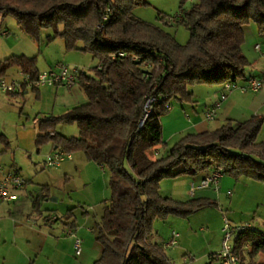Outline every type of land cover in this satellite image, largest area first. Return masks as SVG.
I'll use <instances>...</instances> for the list:
<instances>
[{"label": "trees", "instance_id": "1", "mask_svg": "<svg viewBox=\"0 0 264 264\" xmlns=\"http://www.w3.org/2000/svg\"><path fill=\"white\" fill-rule=\"evenodd\" d=\"M149 4L150 0H0V26L11 15L38 43L42 30L50 29L49 42L62 38L66 50L89 53L98 61L91 72L80 71L77 77L86 102L39 119L36 137L38 148L52 143L69 153L83 152L89 162L110 172L111 196L96 231L103 249L93 264H174L163 242L152 241L155 221L171 215L187 218L218 203L207 197L182 201L164 196L160 189L165 178L219 169L234 179L264 183V142L258 141L264 115L188 133L165 156H151L163 144L161 118L172 99L192 102L190 86L245 76L250 62L243 52L244 26L255 22L264 34V0H181L177 18L159 13L165 25L183 24L188 29L185 44L134 15L135 8ZM12 67L33 79L40 72L37 56L6 58L0 62V76ZM150 96L158 100L147 115ZM61 123L77 124L78 136L59 133ZM5 139L0 135L8 145ZM49 196L47 191L38 197L37 211ZM233 245L243 262L246 256L253 259L264 252V234L246 228Z\"/></svg>", "mask_w": 264, "mask_h": 264}, {"label": "rangeland", "instance_id": "2", "mask_svg": "<svg viewBox=\"0 0 264 264\" xmlns=\"http://www.w3.org/2000/svg\"><path fill=\"white\" fill-rule=\"evenodd\" d=\"M190 5L191 1H188L185 7L189 8ZM180 6L181 0H150L149 5L137 7L133 12L137 18L163 27L172 33L180 43L185 44L188 42L190 34L183 24L165 25L158 18L159 13L168 16L167 19L177 18L181 12ZM6 29L9 30V33L3 34V30ZM49 33L51 34L52 30L43 29L41 42L38 43L37 40L19 27L15 17L7 16L0 26V62L10 56L24 55L22 53L27 52L31 55H25L27 57L37 56V66L40 71L48 70L56 67L60 62H64L75 67L78 71L91 72V69L98 63L89 53L66 50L64 41L61 38L49 42L47 40ZM21 50H24V52L21 53ZM20 73L19 68L12 67L5 75L19 76ZM50 88L53 87L41 88L42 96L33 90H28L23 95H10L0 92V135H4L9 142L7 145L0 140V170H4V168L7 170L16 167L21 168V175L23 178L31 180L32 185L35 187L48 186L50 188V191H48L51 194L50 199L43 202L45 207L57 216H61L69 212V209L76 207L74 210L78 222L82 224L83 220L88 218L83 213L85 209L91 211L92 221L94 217L93 206L96 210L101 207L100 203L99 205L94 204L96 200L102 194V198L110 199V172L108 169L105 171L99 170L98 164L94 162H86L87 166H78L82 164L78 162L80 161L79 157L83 155L81 152L75 155L74 159L73 157L66 159L59 167L46 166L45 159L52 152L53 144L48 143L40 148L37 147L38 120L58 116L66 112L71 107L70 103L76 98L75 93L69 96L74 90L81 93L85 97V101L87 100L86 95L77 84L72 87L71 92L66 90L64 86L58 93ZM170 104L173 111H179L183 107L182 102L177 99H172ZM171 112H166L161 118L163 134L164 120ZM184 125V122H179L174 130H181ZM211 126V128H215L217 123L213 121ZM167 130L165 124V134L168 135ZM57 131L66 137L78 136L79 134L78 126L75 123H61L57 126ZM187 133L186 131H180L174 138L169 140L166 138L164 142H167V144L163 142L160 154L151 153V156L153 158L165 156L173 145ZM68 165L73 167L74 172L65 175L63 170ZM77 167L79 169H76ZM190 184L191 179L188 176H179L175 179L165 178L161 181L162 194L179 200H186L202 194L212 195L211 192L214 190L213 188L198 190L195 193L196 195H192L191 189H189ZM256 210V206L248 200L244 205L238 203L231 205L229 199L223 197L220 205L204 208L187 218L171 215L165 220L157 219L154 223V231L156 230L161 237L166 239L170 237L173 231L179 233L177 244L174 247L165 249L168 258L175 264H219L212 261L211 254L213 251L219 250V243H221L222 248L225 217L230 220L232 225H239L240 218L247 221V215L249 216L250 213H254ZM257 214H261V210L257 211ZM36 217L41 221L43 220L41 214H37ZM22 243L25 244V242ZM185 258L189 260L185 262Z\"/></svg>", "mask_w": 264, "mask_h": 264}, {"label": "crops", "instance_id": "3", "mask_svg": "<svg viewBox=\"0 0 264 264\" xmlns=\"http://www.w3.org/2000/svg\"><path fill=\"white\" fill-rule=\"evenodd\" d=\"M244 32L245 41L243 43V52L250 63L246 68L245 76L235 81L237 87L231 91H227V97L221 102L216 118L212 121H207L205 113L216 103L221 94L225 91L224 83L216 85L199 84L190 86L189 89H192L194 95L193 102L182 103L181 105L183 107L179 111H173V107L169 110L172 112L168 114L166 116L167 119L164 120L169 134H165L164 124L163 142L166 138L168 140L174 138L180 131L197 133L205 130H214L226 124L229 120L233 121L234 124H238L248 120L253 115H264V86L256 92L246 88L251 79L264 77V34L258 32L257 24L255 22L245 25ZM8 33V29L3 30V34ZM258 45L259 47H257ZM20 52L22 53L24 50H21ZM22 54L31 56L27 52ZM64 88L70 92L72 90V87L64 86ZM50 89H54V91L58 93L62 90V86H56ZM38 93L42 96L41 90H39ZM74 93L76 94V98L70 103L71 107L79 103H84L85 101V97L75 90L71 92L69 96H72ZM213 121L217 123L215 128H211ZM179 122H184L185 125L181 130H174V127L179 124ZM258 141L264 142V121L258 134ZM164 144H167V142H164ZM161 148V146L158 148L156 154H160ZM52 149L54 150L56 147L53 145ZM77 154H79V152L73 153V159ZM81 154L83 155L79 157L80 161L78 162L82 164H79L78 166H87L86 162L88 163L89 161L83 152H81ZM13 169H1L0 176L7 173V171H17L21 174V168L16 167ZM76 169L79 168L77 167ZM98 169L105 171L107 168L98 164ZM63 171L65 175H69L70 172L73 171V167H70L69 165L65 166ZM209 172L210 171L195 177H188H190L192 183L196 179L197 181L200 180L201 177H204ZM25 180L26 183L20 191L22 196L19 201L0 203V264H93V262L102 254L103 248L96 239V231L97 224L100 222L103 215L105 201L108 200L102 198V194L94 203L95 205H99L100 203V209L96 210L93 206L94 217L92 218V221H94H91V211L85 209L83 213L88 218L83 220V223L80 224L74 210L76 207H73L71 213L67 212L61 216H57L52 213L49 208L45 207V204L43 203L44 201H48L50 199L49 197L41 202L39 205L40 211H37L35 203L38 197L42 193L50 191V188L47 186L48 190L43 191L42 188L45 186L35 187L31 184V180L28 178H25ZM189 189H191V184ZM160 192L162 194V189H160ZM211 193L212 195L202 194L193 197H207L215 200L219 205L223 197H227L231 205L235 203L244 205L247 200L252 202L257 210L254 211V213H250L249 216L247 215V221L240 218L239 225H247L248 228L258 230L264 234L263 182L246 177L234 179L229 175H223L220 180L219 189H214ZM189 199L190 198L186 200ZM259 210H261V214H257V211ZM37 214L42 215V221L36 217ZM69 230H72L82 241V252L79 255H77L74 246L75 237L68 233ZM166 240L167 239L161 237L160 233L157 231L152 238V241L158 242H164ZM22 242H25V244ZM249 249L250 243H247L245 245V250L248 251ZM220 250L221 243H219V250L213 251L211 258L212 261L222 264L216 258V254ZM250 262L251 264H264V252H260L253 259L246 256L244 262L242 261L241 264H250Z\"/></svg>", "mask_w": 264, "mask_h": 264}, {"label": "built area", "instance_id": "4", "mask_svg": "<svg viewBox=\"0 0 264 264\" xmlns=\"http://www.w3.org/2000/svg\"><path fill=\"white\" fill-rule=\"evenodd\" d=\"M259 47V45L257 46ZM123 55V53H121ZM80 71L75 67L60 62L56 67L50 68L45 71H40L38 78L33 79L30 74L21 71L19 76H0V92L10 95H23L28 90H40L43 87H56L65 86L72 87L77 82V77ZM264 86V77L253 78L250 80L247 89L251 91H259ZM237 87L235 81H227L224 83L225 91L221 94L216 103L206 111L205 117L207 121H212L216 118L221 102L226 99L227 91H231ZM158 100L155 96H150L146 102L145 108L147 115L153 110V105ZM167 109L171 110V105H167ZM73 153L64 151L63 149L56 148L50 152L45 159V164L48 167H59L66 159H71ZM223 176L221 170H211L207 175L198 181L191 183V193L195 195L196 191L200 189L213 188L218 190L220 187V180ZM26 180L17 171H9L0 176V203H12L21 199V189L25 185ZM248 228L247 225H232L230 220L225 217V225L223 227V241L222 248L216 254V258L222 264H241V255L234 250L233 241L235 236ZM69 234L75 237L74 246L77 255L82 252V241L72 230ZM179 233L173 231L170 237L163 242V248L168 249L177 244ZM185 262L189 259L185 258Z\"/></svg>", "mask_w": 264, "mask_h": 264}, {"label": "water", "instance_id": "5", "mask_svg": "<svg viewBox=\"0 0 264 264\" xmlns=\"http://www.w3.org/2000/svg\"><path fill=\"white\" fill-rule=\"evenodd\" d=\"M55 200H57V199H55Z\"/></svg>", "mask_w": 264, "mask_h": 264}]
</instances>
